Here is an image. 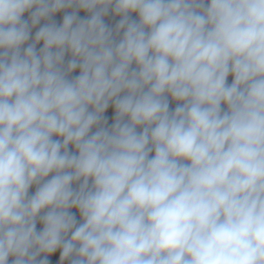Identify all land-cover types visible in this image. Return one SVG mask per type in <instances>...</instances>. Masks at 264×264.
Wrapping results in <instances>:
<instances>
[{"label": "clouds", "instance_id": "clouds-1", "mask_svg": "<svg viewBox=\"0 0 264 264\" xmlns=\"http://www.w3.org/2000/svg\"><path fill=\"white\" fill-rule=\"evenodd\" d=\"M0 264H264V0H0Z\"/></svg>", "mask_w": 264, "mask_h": 264}, {"label": "crops", "instance_id": "crops-1", "mask_svg": "<svg viewBox=\"0 0 264 264\" xmlns=\"http://www.w3.org/2000/svg\"><path fill=\"white\" fill-rule=\"evenodd\" d=\"M81 15H84L83 13H81ZM58 19H59V17H57ZM106 22H110V20L109 21H106ZM78 74V73H77ZM173 107H174V105H173ZM108 115L110 116L111 115V110H109V113H108ZM111 122V121H110Z\"/></svg>", "mask_w": 264, "mask_h": 264}, {"label": "trees", "instance_id": "trees-1", "mask_svg": "<svg viewBox=\"0 0 264 264\" xmlns=\"http://www.w3.org/2000/svg\"><path fill=\"white\" fill-rule=\"evenodd\" d=\"M231 80V78H229V81Z\"/></svg>", "mask_w": 264, "mask_h": 264}]
</instances>
